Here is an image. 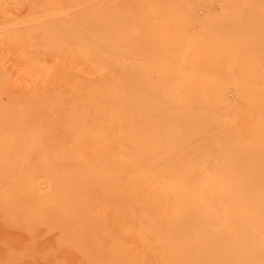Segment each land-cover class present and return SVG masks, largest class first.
<instances>
[{"label": "bare ground", "instance_id": "obj_1", "mask_svg": "<svg viewBox=\"0 0 264 264\" xmlns=\"http://www.w3.org/2000/svg\"><path fill=\"white\" fill-rule=\"evenodd\" d=\"M40 1L44 8L54 0ZM59 1L81 10L24 31L38 29L53 47L72 43L114 56V79L100 94L117 107L121 158H133L123 168L138 180L123 181L130 192L139 191L127 201L126 229L160 228L161 237L153 239L159 264H264V117L256 113L264 111V0H169L177 12L211 9L209 19L202 15L208 24L232 35L233 53L218 81L191 68L193 39L191 56L186 46L167 66L152 59L142 46L148 29L168 43L174 30L166 19L145 27L149 18L134 0H126L129 15L117 2ZM149 4L164 10L158 0ZM168 14L178 16L172 6ZM4 36L10 32L4 35L0 26V45ZM23 74L37 84L49 68L31 58ZM41 106L35 114L0 105V264H135L92 218L87 193L99 181L86 170L95 172L97 164L85 167L61 151L51 139L58 125ZM41 146L29 165L32 149ZM41 176L45 181H33Z\"/></svg>", "mask_w": 264, "mask_h": 264}, {"label": "rangeland", "instance_id": "obj_2", "mask_svg": "<svg viewBox=\"0 0 264 264\" xmlns=\"http://www.w3.org/2000/svg\"><path fill=\"white\" fill-rule=\"evenodd\" d=\"M97 1L110 6L117 2L118 9L122 8L124 14H130L126 0ZM134 1L141 17L149 18L145 27H157L159 22L166 19L174 30L173 40L168 43L161 37L158 38L153 29L147 28L148 35L142 46L144 50L150 48L146 53L152 59L160 66H167L164 64L167 58L183 52L186 46V53L191 56L188 42L193 39L192 44L197 49L195 61H190L191 68L213 74V78L200 76L205 75L203 73L198 74L210 81L221 79L234 45L230 40L232 35L225 37V33L218 34L216 28L208 24V19L214 14L211 9L193 13L192 10L179 7L180 12H177L169 0H158L164 10L156 12L149 4L150 0H140L143 2L140 5L138 0ZM50 3L52 5L44 9L40 0H0L1 31L4 35L10 32L9 37H3V44L0 45V105L26 108L27 112L34 111L36 114L35 110H42L38 108L42 104L45 111L50 113L53 123L58 125L51 139L62 145L61 151L73 153L75 160L83 161L85 167L97 164L95 172H86H89L93 181H99V186L87 194L91 197L89 207L94 211L92 218L101 227V231L111 235L128 261L135 264H159L158 250L153 239L161 237L160 228L153 226L141 232L132 227L130 230L126 229V222L131 214L128 211L131 203L127 201L139 191L130 192L123 181L138 180L123 168L122 162H132L133 158H123V161L121 158L125 154L120 152L123 150L118 132L121 119L117 115V107L110 98L100 94L105 83L114 79L115 74L110 73L114 56H104L98 51L88 49L82 51L72 43L53 47V44L46 42L48 40L40 35L38 29L29 32L32 37L29 34L26 36L24 28L32 23L39 26L68 19L70 16L67 13L74 14L72 10H81L78 5L67 7L59 0ZM171 6L178 13L177 17L168 14ZM205 13L208 19L207 16H202ZM40 14L46 16L38 20ZM30 17L36 21H29ZM14 35L22 38L14 40L11 37ZM177 43H180V47H177ZM258 55L252 54L251 59ZM31 58H42L45 66L49 68V74L37 84H32L23 74L24 61ZM233 93L230 95L235 99L236 95ZM231 104L237 105L238 99ZM257 111L263 118L264 111L256 108V113ZM36 149H32L27 160L31 166L37 161L33 158L37 155L36 151L43 150V147ZM33 181H45V178L35 177ZM51 182H42L41 186L45 185L43 190L49 188ZM82 264H87L85 259Z\"/></svg>", "mask_w": 264, "mask_h": 264}]
</instances>
